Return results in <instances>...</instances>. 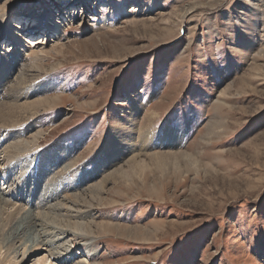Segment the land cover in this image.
<instances>
[{"label": "rangeland", "instance_id": "obj_1", "mask_svg": "<svg viewBox=\"0 0 264 264\" xmlns=\"http://www.w3.org/2000/svg\"><path fill=\"white\" fill-rule=\"evenodd\" d=\"M25 67L35 80L16 92L38 114L0 130L1 192L25 180L44 200L19 205L47 213L104 186L83 206L93 236L58 239L73 254L51 263L264 264V0H0V79Z\"/></svg>", "mask_w": 264, "mask_h": 264}, {"label": "bare ground", "instance_id": "obj_2", "mask_svg": "<svg viewBox=\"0 0 264 264\" xmlns=\"http://www.w3.org/2000/svg\"><path fill=\"white\" fill-rule=\"evenodd\" d=\"M51 17L54 19L55 15H52ZM20 21L22 23L21 25L22 28L28 29V30L31 29V24H32L31 19L28 20V23L25 18H22V19L20 18ZM41 27L37 26L35 29L43 30V27L42 28ZM48 29H49V26L46 27V30ZM56 30H50L49 32L53 31V33L51 34H55ZM9 38L11 40L19 41V39L15 37V33L11 30H10ZM35 70L36 69L32 67L23 68L21 73L18 74V76H21L19 80L14 79V78L12 79L9 77L3 80L0 79V92H1L0 99L2 97V100H5L3 101L2 104L0 102V130L1 128L8 129V128L22 126L23 124L29 122L31 120L30 118L38 114L37 110L33 112H28L30 110L29 103L23 100V98H20V96L16 92V90L25 91L27 89L29 82L32 80H35L34 79L35 77H33L34 74L30 75L31 72H35ZM15 78H17V76ZM2 88L3 89L5 88L4 93L2 91ZM13 91L16 92V94H12ZM26 92L29 93L31 92V90L29 89ZM46 99L51 100L50 98H46ZM125 119L126 120H121L120 122L123 123L124 121L131 119V115L127 116ZM129 124H131V122L127 121V125ZM124 127H126V125H124ZM129 128L130 127L128 126L126 127V129H129ZM39 135H40L39 133L34 134L31 139L18 142L17 144L15 143L9 149L7 148L5 151L6 153L5 159L8 161H13L14 159H16L17 156L21 155V153L24 154L29 151H32L34 147L38 145L37 141L39 140L38 139ZM167 135L171 137V134L168 133ZM164 138L165 139H163L162 141H164V143H167L171 147H175L180 144L179 139L175 140L172 138L169 139L167 137H164ZM152 140L153 138L151 136H149L147 139L141 140L142 145L140 147V150L138 148V150L136 151L137 153L131 159L132 160L131 162L139 164V162H137V159H139L142 156L141 154L142 149H144L145 151L144 147L146 146V144H149ZM113 152H115L112 155L113 157L110 156L109 160H107L103 164L101 168L102 172H100L101 174L106 173L111 168L113 169V167L116 165V162H117L116 160L121 161L123 159L122 157L124 155L125 149H123L120 152L119 151L116 152L115 150H113ZM172 155L173 156H170V157H172L173 160L178 159L175 154H172ZM184 156H186V158L190 160L191 164L196 165V159L192 158L193 156L188 155V154H185ZM159 158H162V156H159ZM22 168H24V165ZM135 168H140V167L136 166ZM2 174L3 172L0 171V176ZM26 174H27V169L24 171L22 177L26 178L25 177L27 176ZM107 177H110V175ZM32 180H31V184H32ZM106 180L107 178H105L104 181ZM24 181L23 180L20 182L18 181V185H16V189H12V190L9 189L6 192H3V191L1 192L0 190V254L1 256L4 255L2 261L0 259V264H7L6 263L7 260L11 261V263L9 262V264H16V261L19 259L21 255L24 257V260H26L29 256L31 257L33 254H35L42 248L46 249L49 256H47L48 255L47 254L45 257H43L40 260L35 261L34 263L35 264H53L51 263L49 259L51 256H54L55 258L62 260L61 258H64L65 255L67 257L73 254L72 252H70V250H66V249L64 250L63 248L65 247H62L63 245L53 248V244L57 243L58 239L60 240L66 239L65 242H70V240H68L69 237L76 236L77 239L79 238L80 240L84 237L82 240L87 241L86 240L87 237L93 236V231H92V225L94 221L93 215L92 214L88 215L89 212H84L83 206L87 204V202H85L86 199H88V201H91V202H94L97 200V195L94 194L93 189L99 187L98 188L99 192L104 191L103 189L104 186L102 183H99L97 187H90L86 189V191L82 192L81 194L77 196H74V198L64 197L62 203L59 204L58 207H55L53 205L50 206L47 213H42V212H39L38 210V212H35L36 213L35 214L32 212L31 209L30 210L26 209V205L23 206L24 208L19 205L21 198L22 199L27 198L28 201L33 199V202L35 201L33 206H35V204L37 203L42 204L43 201L41 200H44V198H42V196L37 193H35L34 195V193H32L33 190H31L32 188H28L26 190H25L26 186L22 188L21 185L24 183ZM57 183H58V180L54 179L51 184H54L52 186H57L58 185ZM99 192H97V194ZM52 195H55V193ZM16 198H18V200ZM67 199L71 200L72 208L76 209L75 214L73 213L71 209L67 207V204L69 201ZM82 212L84 213V215L82 214ZM85 215H88L90 219H85ZM78 220L80 221L78 222ZM88 220H90V222H88ZM79 231L80 233H82L80 236L76 235V233ZM71 242L73 243L74 241L72 240Z\"/></svg>", "mask_w": 264, "mask_h": 264}]
</instances>
